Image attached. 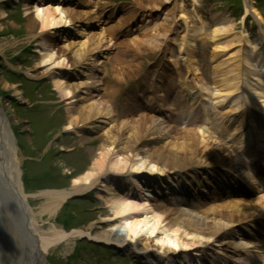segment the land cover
<instances>
[{
	"label": "bare ground",
	"instance_id": "1",
	"mask_svg": "<svg viewBox=\"0 0 264 264\" xmlns=\"http://www.w3.org/2000/svg\"><path fill=\"white\" fill-rule=\"evenodd\" d=\"M37 1L34 8L26 4V11L33 9L28 12L31 16L28 32L35 34L39 30V53L44 57L42 64L53 66V72L47 75H54L57 91L71 106L67 112L66 131L80 135L84 144L92 143L90 136L93 135L101 141L99 148L90 149L92 166L74 179L70 190L47 191L39 196L47 200L41 214L53 217L70 198L99 189L98 197L115 216L111 221H122L120 228L123 230H109L98 235L82 230L69 233L56 225L48 232L43 230L25 194L15 135L0 106V230L8 231V226H13L19 237V242L13 240L8 245L10 251L0 244V264H27L32 262V254L42 263L49 264L46 256L50 250L78 237L113 243L123 250L132 249L135 255L144 259L145 264H221L230 249L239 244L240 230L248 222L264 216V191L256 201L205 203L201 213L178 208L170 201L175 202L176 192L182 196L200 189L195 193L203 195L206 192L204 185L207 188L213 180L223 179L224 175L216 168L217 165L236 170L243 174V179L248 175V181L253 179L248 172L250 166L239 152L231 150L203 125L191 122L193 125L184 127L175 118L161 119L149 110L139 112V108L127 110L120 118L114 104L118 88L110 86V81L106 80L108 73L105 66L114 60L113 72L123 82L124 75L134 65L139 66V62L127 60V49L160 50L169 34L182 21L187 26L183 58L188 59L186 67L194 73V81L201 83L202 89L213 95L217 103L231 99L240 103L243 98L237 94L245 88L248 107L264 109V87H255L256 82L264 86V53H258V47L246 35L239 41L247 48L254 47V52L244 59L247 69L237 77L235 70L224 71L222 65L225 62H219L213 66V83L209 86L196 57V41L201 30L190 25L183 1H149L150 8L160 13L165 11L162 19L155 21L156 16L147 14V18L133 29H143L142 35H133L132 41L127 43L122 38L131 31L124 28L122 37H117L124 22L120 20L110 26L99 9L91 7V3L81 4L80 0H60L59 3L56 0ZM192 1L196 3V0ZM61 2L68 3L63 6ZM245 2L246 15L255 14L251 2ZM139 3L144 2L139 0ZM2 13L6 17L7 14ZM232 28L230 24H220L211 32L208 28L203 31L208 39L217 42ZM121 45H124V51L118 50ZM227 48L228 44L217 45L213 52ZM122 61L126 62L129 70H119L116 63ZM245 77H252L251 81ZM153 100L160 103L164 110L170 105L165 101L164 92ZM169 111L176 113L174 107ZM259 131L264 137V130ZM157 172L159 178L156 177ZM181 187L183 189L178 192ZM107 194L111 197L105 199ZM162 200L167 203H161ZM28 231L32 240L27 235ZM144 237L148 238L149 245L142 247L141 239Z\"/></svg>",
	"mask_w": 264,
	"mask_h": 264
},
{
	"label": "rangeland",
	"instance_id": "2",
	"mask_svg": "<svg viewBox=\"0 0 264 264\" xmlns=\"http://www.w3.org/2000/svg\"><path fill=\"white\" fill-rule=\"evenodd\" d=\"M142 1L143 4L139 3V0H80L78 2L91 3V7L99 9L102 15L116 12L111 24L109 23L110 26L120 20L124 22L122 25L124 27L129 23L133 25L135 20L144 18V13L150 12L159 13L160 15L153 20L160 21L165 11L160 13L150 8L148 4L151 0ZM180 1L186 5L190 25L201 29V36L196 41V57L199 59V68L207 85L212 86L213 66L219 62H225L222 65L224 71L235 70L234 74L237 77L247 69L244 59L254 52V47L247 48L243 42H240L246 35L254 45L256 44L258 53H264V0H248L256 10L255 14L248 16L245 12V0H196V3L191 0ZM66 3L61 4L66 6ZM26 4L34 8L38 1H0V106L4 109L6 119L15 135L23 172L22 183L29 204L34 209L37 221L47 232L55 225L65 232L82 230L89 231L93 235L109 230H123L120 228L122 221H111L115 216L113 211L106 209V205L98 197L99 189L75 195L53 217L47 213L41 214L43 207L47 205V200L39 196L47 191L70 190L74 186V179L87 172L92 166L93 158L90 149L99 148L101 141L93 135L90 136L93 142L84 144L80 135L66 131L65 126L69 118L67 112L71 106L57 91L53 82L56 79L54 75H47L52 71L53 66L42 64L44 57L39 53L41 42L39 30L35 33L36 35L28 32V20L31 17L28 12H32L33 9L26 11ZM79 8L84 9V7ZM2 12L7 14L6 17H3ZM220 24H230L233 28L222 35L217 42L208 39L203 30L208 28L211 32ZM142 33L140 32L138 36ZM186 35L187 26L179 21L178 28L169 34L160 50L151 52V50L135 47L128 48L127 60L131 63L135 60L139 62V66L134 65L132 70L124 75L123 82L117 79L113 72L114 60L105 66L108 73L106 80L110 81V86L118 88L114 104L120 118L127 110L139 108V112H145L150 111L149 108L156 109L155 104L151 103V98L152 96L156 98L162 92H164L165 101L170 103L165 108L167 111L172 107L178 110L181 102L178 95L182 97L184 95L182 86L186 91L187 89L195 93L198 90L202 91L198 88L202 84L194 81V73L186 67L188 59L183 58ZM122 39L127 43L133 38L123 37ZM225 44H228L227 50L213 52L217 45ZM118 50L124 51V45H121ZM116 66L121 71L129 70L128 65L123 61L116 63ZM262 76L264 79V73ZM251 78L245 77L248 81H251ZM256 83L258 85L259 82ZM259 84L255 87L262 89L263 84ZM237 95L245 98V88L241 89ZM144 103L147 107H144ZM211 111L214 113L212 107ZM176 113L178 116L179 112ZM219 117L211 114L207 117L205 126L216 137L221 136L216 129L217 126H223V121L218 120ZM177 121L180 122L181 119L178 118ZM181 122L183 124V121ZM110 197L107 194L105 199ZM161 203H167V201L162 200ZM171 204L177 206L176 202ZM179 206L177 207L189 210L188 207ZM194 212L201 213L203 209L194 210ZM8 227L7 232L1 229L0 244L7 246L10 251L11 248L8 245L13 240L17 241L18 237L15 228ZM146 239L148 238L141 239L142 247L149 245ZM4 254H6L5 251ZM136 256L132 249L123 250L113 243L78 237L56 245L46 257L49 264H145L142 257ZM5 259L10 261L8 256Z\"/></svg>",
	"mask_w": 264,
	"mask_h": 264
},
{
	"label": "water",
	"instance_id": "3",
	"mask_svg": "<svg viewBox=\"0 0 264 264\" xmlns=\"http://www.w3.org/2000/svg\"><path fill=\"white\" fill-rule=\"evenodd\" d=\"M0 232H1V230H0ZM27 235L30 237L31 235H30V233H29V231L27 232ZM31 238V237H30ZM28 239V238H27ZM26 239V240H27ZM33 238H31V240H32ZM18 242H19V237H18ZM28 245V244H27ZM27 250H25V252H26ZM26 256H27V254L26 253H24ZM24 258H25V256H24ZM30 258H32V262L31 261H29V262H27V264H44V263H42V261H40L37 257H34L33 256V254L30 256Z\"/></svg>",
	"mask_w": 264,
	"mask_h": 264
}]
</instances>
